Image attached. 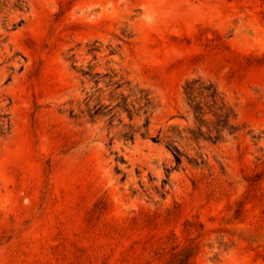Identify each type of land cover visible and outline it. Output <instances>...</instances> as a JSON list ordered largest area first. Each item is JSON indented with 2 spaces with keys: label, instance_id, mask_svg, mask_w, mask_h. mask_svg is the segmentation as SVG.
<instances>
[{
  "label": "rangeland",
  "instance_id": "rangeland-1",
  "mask_svg": "<svg viewBox=\"0 0 264 264\" xmlns=\"http://www.w3.org/2000/svg\"><path fill=\"white\" fill-rule=\"evenodd\" d=\"M110 76L155 102L132 143L121 123L142 119L111 117ZM195 77L241 130L181 141L175 167ZM189 247L186 264H264V0H0V264H179Z\"/></svg>",
  "mask_w": 264,
  "mask_h": 264
},
{
  "label": "trees",
  "instance_id": "trees-1",
  "mask_svg": "<svg viewBox=\"0 0 264 264\" xmlns=\"http://www.w3.org/2000/svg\"><path fill=\"white\" fill-rule=\"evenodd\" d=\"M82 76H91L87 71L81 72ZM95 73L94 76H97ZM107 86H111L109 91V104L106 106L111 117L118 114H124L131 121L133 118L142 119V123L136 127L129 123H121L120 137L132 143L135 135L138 133L141 137L148 135L150 117L155 109V102L148 91L143 87L132 84L129 80L119 83L112 81L111 76ZM98 83V80H93ZM123 84L127 86L128 93L117 92V89ZM182 101L184 104L186 117L190 122L187 127L181 130L177 129L175 136L167 137L165 143L166 149L171 153L175 167L182 163V157H185L179 143L183 141L192 144L198 149L204 147L203 144L216 145L226 141L230 137H235L240 133L241 128L235 122L236 114L234 109L225 100L223 93L218 86L210 81L200 77L190 78L184 81L181 86ZM97 108L91 114L97 113ZM174 128V127H172ZM152 141L157 142L158 137H151ZM201 157V154H199ZM193 248L189 247L183 260L179 264H186L191 256Z\"/></svg>",
  "mask_w": 264,
  "mask_h": 264
}]
</instances>
